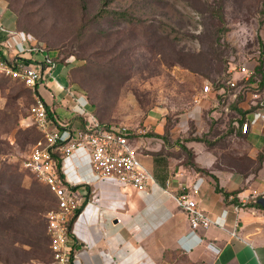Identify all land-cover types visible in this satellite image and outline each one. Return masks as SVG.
<instances>
[{"label": "rangeland", "instance_id": "obj_1", "mask_svg": "<svg viewBox=\"0 0 264 264\" xmlns=\"http://www.w3.org/2000/svg\"><path fill=\"white\" fill-rule=\"evenodd\" d=\"M0 16L53 58L75 56L69 70L57 62L45 80L54 105L67 71L70 90L86 96L96 121L127 126L130 139L160 136L158 158L173 145L188 165L182 146L201 143L215 161L255 170L260 151L251 161L246 138L230 133L224 103L202 87L245 56H262L264 0H0ZM32 98L0 75V264L53 262L45 214L55 200L23 165L40 136L27 112ZM158 124L162 135L154 133Z\"/></svg>", "mask_w": 264, "mask_h": 264}, {"label": "crops", "instance_id": "obj_2", "mask_svg": "<svg viewBox=\"0 0 264 264\" xmlns=\"http://www.w3.org/2000/svg\"><path fill=\"white\" fill-rule=\"evenodd\" d=\"M8 17H13L14 24V14ZM0 19L6 28L15 29ZM58 103L54 111L60 121L73 127L87 122L66 94ZM254 117L247 114L252 122ZM250 127L245 138L247 156L253 161L264 141L255 132L259 125ZM237 131L235 126L231 132ZM163 132V124L154 129L155 134ZM171 134L179 135V130L172 129ZM152 135L131 139L132 148L141 153V161L153 177L141 192L113 179L97 181L87 150L63 160L61 174L83 201L69 230L74 251L71 264H264V160L256 173L239 172L236 166L220 163L218 158L215 161L205 145L187 142L184 146L194 155L193 163L211 173L203 174L182 162L183 153L177 156L176 146L164 145L167 152L158 158L163 139ZM259 137L262 146L256 144ZM216 187L229 193L228 197ZM184 192L213 220L207 228L190 227L175 198ZM252 192L256 193L254 200L242 204Z\"/></svg>", "mask_w": 264, "mask_h": 264}, {"label": "built area", "instance_id": "obj_3", "mask_svg": "<svg viewBox=\"0 0 264 264\" xmlns=\"http://www.w3.org/2000/svg\"><path fill=\"white\" fill-rule=\"evenodd\" d=\"M261 58L258 54L245 56L215 81H205L202 92L218 99L224 96L226 88L232 89L223 107L227 114L229 103L237 98L238 81L248 80L255 73ZM52 60L51 52L46 51L43 43L17 29L6 28L0 19V74L17 79L32 90L33 103L29 108V116L41 134L23 165L46 186L55 199L54 207L45 214L52 263L71 264L74 252L72 255L68 223L79 213L83 201L74 192L73 185L61 174L63 160L78 150H87L97 181L113 179L121 185L130 186L136 192L146 190L153 177L143 165L141 153L132 148L130 138L133 132L127 126L110 129L102 127L89 115L88 100L84 94L59 85V89L65 90L67 98H71L79 111L87 117V122L82 126L73 127L60 121L57 115H47V107L54 108V101H57L54 93L45 85V80L51 79L56 64L45 67L44 63H51ZM258 103L260 105L249 112L255 116L253 122L247 118V113L241 126L236 118L233 124L246 135L251 129L250 125H259L258 134L262 135L264 141V87L261 92L254 93L245 100L244 108L250 109ZM254 197L255 194H250L241 202L245 204L249 199L254 200ZM175 198L178 206L185 211L192 229L207 228L213 221L189 192L181 193ZM233 209L237 210L236 207ZM116 221L120 222L121 219L116 217Z\"/></svg>", "mask_w": 264, "mask_h": 264}, {"label": "trees", "instance_id": "obj_4", "mask_svg": "<svg viewBox=\"0 0 264 264\" xmlns=\"http://www.w3.org/2000/svg\"><path fill=\"white\" fill-rule=\"evenodd\" d=\"M81 1H83V0H81ZM115 13H118V12H115ZM97 15H101V14L100 13H97ZM219 18L221 20V18H222L221 14H219ZM16 29L18 30V26H17ZM46 51L48 52L49 50L46 49ZM262 52H263L262 53V58L260 59V63L258 65V67L256 68L255 73L252 76H250L248 78V80H246V81L243 80V79H241V80L238 81V85H237V89H238L237 98L235 100H233L232 102L229 103V106H228V110H229L228 111V116H229V119H232V121L229 124L230 133L235 128V126L233 124L234 118H236V121L238 122L239 126H241V124L244 122V120L246 118V114L249 113V112H251V111H254L260 105L258 103L256 105H252L250 109H245L244 108V102H245V100L246 99H249V97L252 94L257 93V92H261V90L264 87V48H263V51ZM72 57H75V56L74 55L72 56V54H69L66 57H62L60 55H57L55 58H53V60L51 61V63H44V66L45 67H49L52 64H56L57 62H62L64 64L65 68H67V70H69L68 66L70 65V62L72 61ZM1 76L4 77V78H7L8 80H12V81L18 82V83L22 84L24 87H26L21 81H19L17 79H13V78H10V77L4 76V75H1ZM66 76H67V80H68V85L67 86L68 87H72L71 86V82L69 81V75L67 74V71H66ZM211 80L215 81V79H211ZM26 88L29 91H31V94H32V90L30 88H28V87H26ZM231 92H232V89L226 88V92H225L224 96H220L219 97L220 100L224 103V105L226 103L228 93H231ZM32 103H33V98H32L31 104ZM31 104L29 105L28 110H27L28 115H29V108H30ZM46 111H47V115L49 117L56 116V114L54 112V108L47 107ZM98 123L102 127L108 128V129H110L112 127H115L114 124L107 125V124H103V123H100V122H98ZM32 125H34V124L32 123ZM27 127H29V126H27ZM36 131L38 132L37 129H36ZM237 133L240 136H243V137L246 136V134H242L241 133V129L240 128L238 129ZM39 135H40L39 136V138H40L41 137V134L39 133ZM145 135L146 136H151L152 135V132H147ZM182 149L187 154V162H186V164H188L189 166L195 167L196 170L200 171L203 174H211L210 172H208V170H206L204 168H198L193 163V158H192L193 157V154H192V152L190 150H188L185 146H182ZM263 160H264V148L260 151V155L257 156V166H256L255 170L253 171L254 173H256V171L258 170V168L261 166V163H262ZM58 163H60V161H58ZM212 177L214 179L216 178L213 174H212ZM216 189L219 192H221L225 197H228L229 193H227L226 191H224L222 189H218V187H216ZM47 191L49 192L48 189H47ZM53 199H54V197H53ZM54 205H55V203H54ZM75 217L76 216L72 217V219L69 221V223H68L69 227L71 226V224H72V222H73V220H74ZM46 237H47V241H48V251L50 252V249H49V238H48V235L47 234H46ZM73 252L74 251H72V255H73ZM50 254H51V252H50ZM51 258H52V254H51ZM52 261H53V259H52Z\"/></svg>", "mask_w": 264, "mask_h": 264}]
</instances>
